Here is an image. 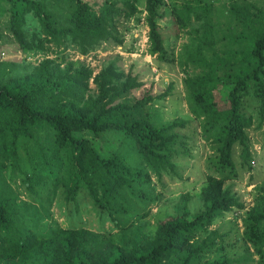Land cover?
<instances>
[{"label": "trees", "instance_id": "16d2710c", "mask_svg": "<svg viewBox=\"0 0 264 264\" xmlns=\"http://www.w3.org/2000/svg\"><path fill=\"white\" fill-rule=\"evenodd\" d=\"M168 4L180 27L199 23L180 62L190 111L215 146L218 175H207L199 193L202 208L192 210L186 193L176 213L148 233L124 218L145 217L134 202L152 199V175L177 173L178 160L192 155L178 130L188 119L155 121L156 106L169 98L174 83L159 93L132 70L125 75L110 62L95 73L63 50L73 43L88 54L110 38L124 44L120 18L136 17L148 26L149 55L173 62L160 24ZM221 5L104 0L96 9L89 0H0V27L7 28L16 50L45 56L21 74L16 62H0V264H264V182L248 208L226 187L239 174L236 147L242 165L253 169L249 130L264 127V8L253 0ZM28 13L38 19L40 32L26 31ZM61 189L76 204L85 191L119 230L56 224L51 209ZM233 210L244 211L242 254L228 250L237 241L210 229Z\"/></svg>", "mask_w": 264, "mask_h": 264}, {"label": "rangeland", "instance_id": "374dc122", "mask_svg": "<svg viewBox=\"0 0 264 264\" xmlns=\"http://www.w3.org/2000/svg\"><path fill=\"white\" fill-rule=\"evenodd\" d=\"M96 5V9L104 0H89ZM182 2L183 0H168ZM226 0H214L216 5L225 3ZM257 5L264 8V0H253ZM144 7V2L140 4ZM171 4L165 8L167 10L166 19L160 21L162 32L166 39V46L170 55L175 58L173 62L159 63L153 56L149 55L148 48V26L143 20L138 21L133 18L130 21L120 18L119 29L125 34L124 44H120L114 38H110L97 45L88 54H82L80 48L73 43H68L63 50L64 55L69 60H74L79 64L90 65L95 73L114 62L119 71L125 75L132 70L138 74L142 81L150 85L154 83L155 91H164L171 82L174 88L168 99L159 102L156 106L155 121L160 123L172 122L176 119H188L189 124L185 128H179V132L188 140L189 149L192 155L178 160L177 173L163 171L162 176L152 175V185L154 194L146 204L134 202L136 211L141 214L147 213L141 220L137 216L123 217L128 223L144 226L146 232L153 233L156 230L157 221L170 214L176 213V207L182 201V196L190 194L188 205L194 211L202 208L203 204L199 198V193L207 180V175L217 174L214 170L213 159L217 152L213 143L206 141L201 134L200 120L190 111L188 104V92L184 82L186 70L180 62V53L185 44L190 42L193 27L198 26V22L193 21L188 27H180L172 14ZM25 29L29 35L40 32V23L33 13L27 14V24ZM41 52H22L16 50L13 37L4 26L0 27V62L13 61L17 63L15 72L27 73L35 69L44 59ZM185 68V67H184ZM192 72V68H189ZM125 79V77L123 78ZM91 92L95 93L96 88L91 81ZM254 151L253 169L249 170L242 165L240 148L235 149V160L238 164V177L229 180L226 187L236 193L247 205H252L257 187L264 182V127L249 130ZM86 136L96 140L91 134ZM100 147L98 140L95 141ZM20 185V181L14 184ZM22 196H26L25 189L19 186ZM61 189L59 196L52 207L53 219L56 224L63 228H87L99 233H116V227L110 214L102 207L95 204L93 199L82 191L78 197V203L66 201ZM132 211V213H134ZM244 211L233 210L227 212L223 218H219L210 229H219L232 243L237 241L235 246H229L228 250L233 254L243 253L241 240L243 233L242 216ZM237 251V252H236ZM257 258V257H256ZM250 264V263H249Z\"/></svg>", "mask_w": 264, "mask_h": 264}]
</instances>
